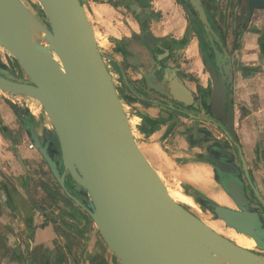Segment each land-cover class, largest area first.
Instances as JSON below:
<instances>
[{"label": "water", "instance_id": "obj_1", "mask_svg": "<svg viewBox=\"0 0 264 264\" xmlns=\"http://www.w3.org/2000/svg\"><path fill=\"white\" fill-rule=\"evenodd\" d=\"M36 1L39 17L20 0H0V47L15 60L23 75L22 78L10 73L0 63V90L37 102L55 138L62 172L51 157L55 151L47 132L43 133V140L31 133L32 146L43 156L62 189L66 171L79 186V194L86 199L84 205L66 194L86 211L117 262L264 264V255L215 232L168 195L161 177L134 139L81 0ZM188 2L209 33L216 57H223V71L219 75L208 66L212 79L210 109L215 117L221 116L225 84L231 80L229 54L210 27L200 0ZM251 7L264 8V0H247L246 21ZM31 23L42 33L44 43L30 37ZM212 38L219 49L213 46ZM147 40H153L149 33L145 34ZM148 46L152 48L151 44ZM165 86L171 95L173 91ZM176 97L180 99L177 94ZM227 107L226 126L233 133L231 109ZM238 153L244 178L261 200L239 149ZM210 160L216 169L214 177L229 200V204L210 201V212L226 227L251 238L256 248L264 250V223L249 205L243 178L229 162ZM196 225L207 232L208 239L197 234Z\"/></svg>", "mask_w": 264, "mask_h": 264}, {"label": "crops", "instance_id": "obj_2", "mask_svg": "<svg viewBox=\"0 0 264 264\" xmlns=\"http://www.w3.org/2000/svg\"><path fill=\"white\" fill-rule=\"evenodd\" d=\"M206 1L217 12L222 45L230 57L231 96L239 111L236 133L241 153L251 183L264 199V8L252 9L245 21L241 6H232L231 0ZM83 2L107 69L137 124L136 137L140 141L136 143L148 162L162 179L175 177V186L190 198L219 202L212 195L221 192L229 201L211 166L200 156L198 145L183 133L182 127H173L175 115L169 95L157 89L155 55L149 58L138 43L136 21L119 6L98 0ZM151 3V8L161 13L159 21L152 17L148 23L152 34L167 32L174 38L184 35L182 13L173 0ZM186 35L182 48L187 60L184 71L204 85L208 76L201 67L197 40L189 31ZM49 129L41 108L31 98L0 90V264H43V245L51 247L50 228L38 225L41 220L28 204V197L43 202L45 167L34 145L27 146L33 144L31 133L43 140V133L48 134ZM192 170L197 173L191 174ZM85 235L89 237L84 244L87 251L80 253L79 264H88L92 249L99 245L94 228H88Z\"/></svg>", "mask_w": 264, "mask_h": 264}, {"label": "flooded vegetation", "instance_id": "obj_3", "mask_svg": "<svg viewBox=\"0 0 264 264\" xmlns=\"http://www.w3.org/2000/svg\"><path fill=\"white\" fill-rule=\"evenodd\" d=\"M20 1L34 14L30 1ZM104 1L112 7H121L131 17H133L139 27L138 43L143 45L149 58H151L152 53H154L156 60H154V64H157V75H159L157 83L159 88L157 87V89L160 90L162 94L165 93L166 95L167 93L169 95L168 97L171 112L175 115L173 127H182L184 130L183 133L185 135L188 133V137L198 145L201 153L200 156H202L204 161L211 166L213 174L216 169L210 158L221 159L223 161L225 160L235 168V173L240 174L243 178V188L247 192L250 199L249 205L256 209L264 223V199L260 195L261 200H259L255 196L249 183L245 182L247 179L244 178V172L238 153V149L241 152V145L238 141L236 133V129L238 128L239 111L231 96L232 66L231 80L225 84L227 90L224 93L226 100L223 101L222 115H217V117H215L210 109V89L212 79L208 71V66L212 67L215 75H219L218 72L223 71L224 61L222 55L220 58L216 57L213 47L208 39L209 33L204 29L203 24L199 21L196 11L189 4L188 0H173L174 3L179 6L185 23L184 35L179 38H174V36L167 32L160 35H154L150 31L148 23H150L152 17H154L156 21H159L161 17L160 11H156L151 8V2L153 0H103V2ZM231 2L232 6H241V17L245 19L247 0H234V2L231 0ZM200 3L210 27L222 43V35L219 30L221 29V26L217 23L216 10H214L206 0H200ZM252 9L254 8H250V14ZM187 31H189L190 35L194 36L197 40L201 67L208 76L204 85L191 72L184 71L187 68V60L183 57L182 48L187 41ZM146 33H149L153 40H147L146 42ZM211 40L213 46L219 49L220 46L217 41L214 38ZM149 44L152 45V48H149ZM101 54L105 62L104 54L102 52ZM0 63L5 64L10 73L23 78L21 73L17 71L13 64L15 63V60L11 56L7 55L1 47ZM216 63H218V65H216ZM225 79L226 77L224 80ZM166 84L169 86V90L171 89L173 91V93L171 92V95L166 91ZM179 85L183 86L186 91H181ZM115 89L127 115L134 139L138 142L140 140L136 137L138 132L137 124L133 120L134 125L131 126L129 114L132 118L133 116L132 113L129 112L130 108L125 107L122 101L121 93L116 86ZM176 94L180 97V99L176 97ZM228 94L230 95L229 97L227 96ZM228 105L231 109L232 128L237 144L234 140L233 133L226 126V113ZM48 140L52 145V151H55L54 154L51 153V157L56 161L59 172H62L60 158L56 151L55 138L52 134L51 128L48 131ZM39 155L41 160L40 162L42 163V166L45 167L44 174L47 176V179H45V175H43V202H34L30 197H28V204L41 220L38 225L47 226L51 231V247L47 248L43 245V264L81 263L79 255L81 252L85 253L87 251L85 250L84 244L87 245V241L89 239V237L87 238V235H85L88 228H94L96 237L99 240V245L94 246L92 249L93 253L90 254L92 256L87 260L88 264H119L112 253L106 248L86 211L80 204L75 202L66 194V192H68L84 205L86 203V199L84 196L79 194V186L71 179L66 171L63 175L65 189H62L50 172L43 156L40 153ZM246 171L247 174H249L247 167ZM215 180L218 181V179ZM191 200L193 203H197L199 207L207 211L212 219L214 218L213 214L210 212V207H212L210 205V200L203 198L196 199L194 197H191ZM183 205L191 213H193L187 205ZM252 249L262 255L264 254V250L258 249L255 246ZM45 257L46 259L48 257V259L46 260Z\"/></svg>", "mask_w": 264, "mask_h": 264}, {"label": "bare ground", "instance_id": "obj_4", "mask_svg": "<svg viewBox=\"0 0 264 264\" xmlns=\"http://www.w3.org/2000/svg\"><path fill=\"white\" fill-rule=\"evenodd\" d=\"M29 35L32 39L38 40L39 42L44 43V40L42 39V33L39 32V30L36 28V26L32 23L29 25ZM96 36L97 35L95 34V38H96ZM130 121H132V120L130 119ZM199 172H202V171H199ZM196 173H197L196 170L191 171V174H196ZM165 186H166V191H167L168 195L172 199H174L175 201H178L182 204L187 205L192 211L197 212L193 201L191 200V198L187 194L180 191L177 187L172 188V187H169L168 185H165ZM212 197L214 199H216L217 201H219L218 203H220V204H229V202L227 201L225 196L223 194H221V192L220 193H214L212 195ZM199 218L204 223H206L212 230H214L215 232L229 238L230 240L235 242L237 245L244 247V248H247V249H252L254 247V242L251 238H248V237H246L240 233L235 232L232 228L224 226L220 220L215 219V218L212 219V218L205 216V215H200ZM195 228H196L197 234H199L200 236H202L205 239H208L207 232L201 226L196 225Z\"/></svg>", "mask_w": 264, "mask_h": 264}, {"label": "rangeland", "instance_id": "obj_5", "mask_svg": "<svg viewBox=\"0 0 264 264\" xmlns=\"http://www.w3.org/2000/svg\"><path fill=\"white\" fill-rule=\"evenodd\" d=\"M26 1H30V4H31V8L33 9V11H34V14L36 15V16H38L39 17V15H40V12H39V5H38V3H37V1L36 0H26ZM82 2L84 1V0H81ZM103 1V0H102ZM84 4H85V2H83ZM85 8H86V10H87V5L85 4ZM88 13V12H87ZM94 25H95V29L97 30V31H99V33H100V28H99V26H97L96 25V23H94ZM14 64V66H15V68L17 69V71L20 73V69L18 68V66L15 64V63H13ZM5 65V64H4ZM22 75V74H21ZM23 76V75H22ZM7 94V93H6ZM33 100V99H32ZM34 102H36L35 100H33ZM36 104H37V102H36ZM39 106V105H38ZM129 117H130V119L132 120L131 121V126H133L134 124H133V118L130 116V114H129ZM167 170H168V168H167ZM162 179V178H161ZM172 179V180H171ZM171 179H168L167 177H163V179H162V181L164 182V184L165 185H168L169 187H176L175 186V181L177 180V179H175V177L173 178V176H171ZM174 180V181H173ZM198 194V193H197ZM199 198H200V196H199ZM194 205H195V208H196V211L197 212H195V211H192L197 217H199L200 215H205V216H208V217H210L211 218V216L209 215V213L207 212V211H205L204 209H202L201 207H199V205L197 204V203H195L194 202ZM198 213V214H197ZM199 215V216H198ZM222 222V221H221ZM223 223V222H222ZM223 225H224V223H223ZM264 255V254H263Z\"/></svg>", "mask_w": 264, "mask_h": 264}, {"label": "built area", "instance_id": "obj_6", "mask_svg": "<svg viewBox=\"0 0 264 264\" xmlns=\"http://www.w3.org/2000/svg\"><path fill=\"white\" fill-rule=\"evenodd\" d=\"M27 146H28L29 148H31V147H32V145H31L30 143H28V144H27Z\"/></svg>", "mask_w": 264, "mask_h": 264}, {"label": "trees", "instance_id": "obj_7", "mask_svg": "<svg viewBox=\"0 0 264 264\" xmlns=\"http://www.w3.org/2000/svg\"><path fill=\"white\" fill-rule=\"evenodd\" d=\"M15 64H16V62H15ZM17 65V64H16Z\"/></svg>", "mask_w": 264, "mask_h": 264}]
</instances>
